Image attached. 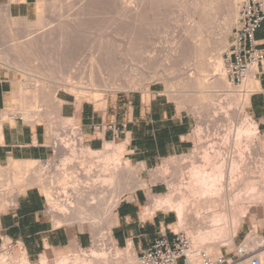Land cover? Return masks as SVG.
Listing matches in <instances>:
<instances>
[{
	"label": "rangeland",
	"instance_id": "1",
	"mask_svg": "<svg viewBox=\"0 0 264 264\" xmlns=\"http://www.w3.org/2000/svg\"><path fill=\"white\" fill-rule=\"evenodd\" d=\"M245 1L46 0L41 1L37 5L36 14L31 20L3 19L0 21V62L11 72V76L17 87V99L8 110L0 113V117L3 120H7L10 114H20L27 123L42 125L50 136L51 145L55 150L54 156L48 161L34 163V169L32 173H29L30 175L4 172L2 174L4 176L0 177V182H2L1 186L9 192H16V196L25 193L30 188L39 189L47 200L46 214L54 222L56 227H68L73 232L86 233L93 240V245L86 250H47L46 253H51L52 264H60L62 259L68 260L69 257L70 261L81 260L86 255H91L92 250L100 252L95 240L97 238L96 234L100 230L101 234L105 233L108 230L107 226L109 228L111 227L112 241L103 251L105 252L107 250L106 253L110 254L111 257L117 254H125L126 256L127 254L134 255L132 264H139L137 255L133 250H129L130 248L121 249L115 245L112 239L114 222L110 226L108 218L101 216L100 220L99 217L98 219L96 218V224L93 230H89L84 226V222L79 221V219L69 223L64 222L63 219L61 221V217L54 216L51 213L54 206L49 203L46 196L45 188L47 185L45 183L31 182L32 179H35L36 174L39 175L44 172L47 174V172L51 171L50 176L55 178L53 179V188L56 189L58 185L60 186L56 180V173L57 171L59 173L65 164L64 156L55 148L56 145L54 146V137L61 134L63 130L66 131L65 133L67 134L65 135L68 137L72 132L74 137L76 136V139H81V143L79 142L80 145L82 144L81 147L87 149V146L83 144L84 141L78 126L72 121L60 117V106L62 103L59 104L52 100V91L56 87V84L63 83L66 79L71 80L70 77H75L79 73V78L84 79L81 81L86 82L90 78H93L94 84L98 83L96 81H98L97 79L100 74H104L100 77L101 79L99 78L100 82L103 77L107 81L111 77L109 81L114 82V78L118 80L117 77L119 76L118 78L121 80L123 86L119 85L121 84L119 80V82L116 81L117 85L120 86L116 91L104 92V95L103 92L98 93L97 91H94L91 95L90 93L81 95L72 93L66 89H61L57 93V97L59 99L60 95H67L76 99L78 103H93L102 109L111 98L122 94L143 92L151 86H155L172 101L176 102L180 109L188 112L193 117L195 126L193 133L195 146L193 150L187 155L166 160L162 166H159L151 172L153 183H165L169 188V194L173 193L174 188H176L174 186H177L180 181H189L188 178L192 165L201 164L205 168V166L208 167V165L211 166L212 164L220 163L221 160L215 158L214 150L209 148L211 143L218 144L217 146L222 148L220 150L222 156L231 153L230 151L232 149L234 154L237 148H239L235 154L237 158V152L245 147L247 138L243 137V143L240 145L241 148H236L234 136L237 133L236 130L240 127H245L244 125L246 123H251L258 127L248 111L250 95L255 91V82L250 88L245 86V82L239 87H234L229 85L226 79L227 71L224 54L230 47L232 32L239 19L240 11ZM234 3L239 4L236 19H233ZM80 18H85V21H82L84 24L79 22ZM86 18H88L87 21ZM75 20H78L79 23L77 24H80L78 28L81 27V29L74 28L76 23L74 24L73 21ZM81 25H85V29ZM80 30L83 31L80 32ZM71 48L73 50L75 49L74 52L70 50ZM69 50L70 53L68 52ZM220 54L224 62L223 69L225 71L221 73L222 75L216 70L218 68L215 66L217 58L219 57L218 55ZM73 68L74 70L76 69L75 71L77 73L74 72ZM97 71H101V73ZM114 71L117 75L119 73V75L116 76ZM96 73L99 74L96 75ZM221 76H224L226 79L227 86L214 85V82L221 78ZM76 78L80 81L78 76ZM63 79L65 80L62 81ZM197 80H200L203 84L205 82V84L202 87H198ZM94 93L96 95L98 93V95L96 96ZM51 127H54L52 129L54 132H52ZM67 129H70V131ZM231 134L233 135L229 138V141L226 143L223 142L224 136H231ZM70 137L75 140L73 136ZM213 141L215 142L213 143ZM118 143L121 142H113L110 144ZM248 144L251 149L250 152L252 153V164H248V166H251L249 168V174H246V179L248 177V179L252 178L250 183L254 185L257 183L256 185L259 189L264 190V132L259 131L253 140L248 141ZM205 150L209 151V153L213 152V155L209 154L211 155L209 162H205ZM125 154L126 152L122 156V163L127 162ZM85 161L84 164L80 162L81 165H79V168H82L85 172L87 169H100L98 160H95L96 163L92 168L90 167V161ZM127 163H129L131 169L134 171L135 176L143 181V186L147 187V181L141 177L137 167L129 161ZM8 167L1 168L2 170H6ZM227 168H223V172L226 174L229 170ZM205 170L209 172L211 167ZM225 178H227V175ZM253 180L255 183H253ZM243 184L244 182L241 185ZM143 186H134L135 188L132 192L143 188ZM236 189H239L238 186ZM132 192L123 194L121 200ZM94 201L96 203L98 202L97 199H94ZM71 205L77 208L73 198ZM225 205L226 208H229L227 201ZM202 207H197L198 211L195 208H191L190 215H187L188 220L184 221L182 223L183 225H177L179 227L175 226V231L183 232L191 238L190 236H193L197 228L201 225L202 218L206 215V220L210 219V216L205 214V212H208V207ZM199 211L204 212L200 213ZM263 228L264 203L262 201V203L254 204L250 212L242 218L241 226L238 230V232L246 229L252 231L251 238L253 240L256 239L254 240L255 245L253 243L248 245V250L255 252L253 256L256 257L259 253L264 252V247H256L264 242V236L260 232ZM189 232L192 234H189ZM209 240L205 241V244L195 246L199 249L204 248L206 250L211 247L210 243L213 241L211 239ZM216 241H221V239L219 238ZM8 243H10L9 240L5 241L3 246L7 247ZM223 244H217L211 247V258H219L222 255L227 256L226 254H230L231 252L237 253L239 250V247L235 245L229 246L228 244ZM193 246L192 244L191 250L194 248ZM20 251L22 252L20 247L17 246L12 252H8L7 256L6 254L5 256H0V264H4L3 259L5 257L10 259V262L13 260L18 262L19 258L16 255ZM126 256L124 257L126 258ZM125 258H121L120 255L118 262L115 260L114 264H118L121 261L124 264H128V259ZM257 258L259 259V256ZM249 260L248 263L250 264L251 259ZM30 264H41V260L37 263L30 262ZM119 264H122V262Z\"/></svg>",
	"mask_w": 264,
	"mask_h": 264
},
{
	"label": "crops",
	"instance_id": "2",
	"mask_svg": "<svg viewBox=\"0 0 264 264\" xmlns=\"http://www.w3.org/2000/svg\"><path fill=\"white\" fill-rule=\"evenodd\" d=\"M41 1L46 0H0V21L31 20ZM257 40L264 49V22L257 32ZM254 80L255 91L250 95L248 111L259 133L264 132V64L254 72ZM16 99L15 81L0 62V113L8 110ZM59 100L60 117L78 126L87 147L99 151L107 143H125V158L147 181V187L126 195L119 203L112 227L115 245L140 255L161 237L173 244L178 233L174 229L177 214L162 210L152 215L146 213L152 198L169 194L165 183H153L151 172L166 160L193 150V117L155 86L111 98L102 109L93 103H78L67 95H60ZM111 127H121V131L115 132ZM54 154L51 138L42 125L0 117V169L16 162H45ZM11 193V197L0 203V247L5 241H12L20 250H25L30 262L37 263L50 249L86 250L93 245L92 237L86 233L54 225L46 214L47 200L39 189L30 188L17 196L16 192ZM260 232L264 236V228ZM251 234L249 229L239 231L234 245H246ZM226 255L233 258L237 253Z\"/></svg>",
	"mask_w": 264,
	"mask_h": 264
},
{
	"label": "bare ground",
	"instance_id": "3",
	"mask_svg": "<svg viewBox=\"0 0 264 264\" xmlns=\"http://www.w3.org/2000/svg\"><path fill=\"white\" fill-rule=\"evenodd\" d=\"M237 2H239V1H237ZM234 4H232V5H234ZM85 9H87V8H85ZM238 9H239V4L236 3L235 8H234V13H233V16H234L233 19L237 18ZM124 12H126V11H124ZM84 14H85V12H84ZM87 19L88 18H86V21H87ZM82 21H85V18L79 19V22H82ZM52 22H54V21H52ZM73 22H74V24L76 23V25H74L75 29H81V27L78 28L80 25V24H77V23H79L78 20H75ZM82 23L84 24V22H82ZM85 25H86V22H85ZM85 25L84 26L81 25V26H83V28H84V27H86ZM81 31H83V30H80V32ZM71 38H72V36H71ZM69 42H70V40H69ZM72 44H73V42H72ZM226 44H227V42H226ZM70 46H71V43H70ZM70 50H73V49L71 48ZM70 50L68 51L69 53H70ZM74 50H73V52H74ZM218 56H217L218 57L217 63L215 66H217L216 68H218V69H216V70H218L221 74L224 71V69H223V67H224L223 63L224 62L221 58V54ZM31 69H32V67H31ZM73 70H74V68H73ZM75 70H74V72H76ZM97 72L101 73V71H97ZM99 73H96V75H98ZM79 75H80V73H79ZM79 75L76 74L75 77H70L71 80L63 79L62 81L65 80L63 83L62 82L57 83L56 87H54V90L52 91V100L56 103H59V104L61 103V101L57 97V93L61 89H63V90L66 89V90L71 91L72 93L81 94V95H83L84 93H86V94L90 93V95H91V94H93L94 91H97L98 93L103 92V95H104V92L114 91V90L116 91V89H119L120 86L122 85L121 80H119V78H118L119 73H118V75L116 73V76H118L117 79L121 83V84L118 83L120 86L117 85L116 81L117 82H119V81L116 80L115 78H114L115 83L110 82L109 81V79H111L110 76H109L110 78H108V81L104 80V77H103L102 81L100 82L99 78L102 77L104 74L103 75L100 74L98 79L95 78L98 80V81H96V82H98L97 84H94L93 78H90L89 81L87 80L88 82L87 81L83 82V81H81L83 78L80 79ZM89 75H91V74L89 73ZM77 76L80 79V81L77 80V78H76ZM75 80H77V81H75ZM125 80H126V77H125ZM215 80H216V78H215ZM58 82H60V81H58ZM254 82H255V80H254V73H253L246 78L245 86L250 88ZM124 83H125V81H124ZM204 84H205V82H204ZM204 84L200 80H197V86L198 87H202ZM216 84L219 86H227L228 85L224 76L223 77L221 76V78L217 79L216 82H214V85H216ZM228 87H231V86H228ZM96 88H99V89H96ZM98 93H97V95H98ZM94 95H96V94L94 93ZM94 95H92V96H94ZM78 96H80V95H78ZM101 97H103V96L101 95ZM244 126L245 127H240L238 130H236L237 133L234 135L235 136V142H236L235 143L236 148L240 147V145H242L241 143H243V141H242L243 137L247 138V143L245 144V147L244 148L240 147L241 149L237 152V156H238L237 158H236L235 154L239 148H237V150L235 151L234 154H233L234 151L232 152V150H233L232 149L230 151L231 153H229L228 155L222 156L221 151H220L222 148L220 146L218 147L217 146L218 144L216 145L214 143L215 141H213L214 144L211 143V146L209 148L214 150L213 152H215L214 153L215 158L221 160L220 163L216 164L215 163L216 161L214 160L215 161L214 165L212 164V162H210L212 165L211 166L208 165V167L205 166V168L203 166H201V164L200 165H198V164L192 165L191 172L189 175L190 179L188 178V180H189L188 182H181L180 181V183L177 186H174L176 188H174L175 190L173 191V193L163 195V196L154 197L151 200L150 207L147 208V210H146L147 213H150V214L154 213L158 210H162V211H166V212H174L177 214V217H178L177 225H181L182 223H184V221L188 220L187 215L189 214L191 208L197 209V207H199V206H201V207L207 206L208 207L207 208L208 212H205V214L210 216L209 217L210 219L206 220L207 216L205 215V217H204L205 219L202 218L203 220L200 222L201 225L199 226V228H197L196 233L193 236H190L191 237L190 239L192 240V244L194 245L193 246L194 248H192V250L189 251L188 257L193 264H202L204 258H206V257L211 258L212 257L211 256L212 255L211 254V252H212L211 247L213 245L225 243L226 245L228 244L229 246H233L235 244V238L238 234V230L241 226L242 218L245 217L250 212V210L254 204L262 203V201L264 203V190H261V188L259 189V187L256 185L257 183L255 185L251 184L250 180L252 178L248 179L249 178L248 177L247 178L248 180L246 179V176L249 174L248 173L249 168L251 166V165L248 166V164H250V163L252 164V153L250 152L251 149H250V146L248 144V141L250 142L251 140H253L256 137V135L258 134V129L256 126H254L251 123H246V125H244ZM53 128L51 127V130ZM63 129H65V128H63ZM67 130L70 131V129H67ZM52 132H54V131L52 130ZM52 132H50V133L52 134ZM63 132H64V134H62ZM65 132L66 131L63 130L61 133L62 135L58 134L54 137V139H55L54 146L56 145L55 148H57V150L64 156V164H65L64 168L61 169V171L59 173L56 170L57 171V173H56L57 179L56 180H57V183L60 184V186L58 185V188H56V189L53 188V186H52L53 185V179H55V178L53 176H50L51 171L47 172V174L44 172L45 174L40 173L39 175L38 174H36V176L34 175L35 179H32L31 182L32 183L33 182L34 183L39 182L41 184L45 183L47 185L45 188L46 189L45 193H46V196L49 200V203L53 204V206H54V208L51 210V213L54 216L61 217V221L63 219L64 222L69 223L73 220L79 219V221L84 222V226H86L89 230H91V229L93 230V228L95 227V224H96V218L98 219V217H99V220H100V217L104 216V218L105 217L108 218L109 225L112 226V223L114 222V218H115V211H116V209H117V207L121 201V197L123 196V194H125L127 192H132V190H134V188H135L134 186L141 187L144 184L143 181L139 180L135 176L134 171L131 169L129 163H127L128 160H127V162L125 161L126 163L121 162L122 156L126 152L125 143H123V142L118 143V144L107 143L103 149H101L99 151H93L89 147H87V149L82 148L81 147L82 144L80 145L81 140L76 139L75 138L76 136L74 137V134H72V132H71L70 136H73V138H75V140L71 139L70 136L68 137L67 135H65V134H67ZM232 135L233 134H231V136H229V135H227L226 137L224 136L223 142L226 143L227 141H229V138L232 137ZM65 136H67V137H65ZM236 148H234V149H236ZM212 153H209V151H206V154H205V152H204V154H205L204 156H205V160H206L205 162H207V161L209 162V159L211 156L209 154H212ZM80 160H82V161H80ZM83 160L84 161L85 160L90 161V165H91L90 167L91 168L93 165H95V163H96L95 160H98V162L100 163V169L92 168L90 170L87 169L88 171L86 170V172H85L82 168H79V165H81V163L84 164ZM202 161H203V159H202ZM34 163H36V162H16V163H13L6 170L0 169V177L4 176V175H2L4 172L17 173V174L24 173V174L30 175L29 173H32V171L34 169V167H33ZM210 167H211V170L209 172H207L205 169H210ZM225 167L229 168L227 174L225 172H223V168H225ZM93 171H95V172L92 173ZM251 172H252V169H251ZM226 175H227V178H225ZM251 175H253V174H251ZM247 181H249V183H247ZM242 182H244L243 185H241ZM237 183H239V185H237ZM253 183H255V181ZM1 185H2V182H0V203L2 200H5V198L12 196V193L11 192L8 193V191L5 190L4 187H2ZM237 186L239 189H236ZM72 198H73L74 203H76L77 208H76V206L71 205ZM94 199H97L98 202L96 203L94 201ZM90 200H91V202H90ZM226 201L228 202L229 208H226V205H225ZM10 205L11 206L14 205L12 201H11ZM197 211H198V209H197ZM205 211H207V210H205ZM199 212L203 213L204 211H202V212L199 211ZM194 214H195V211H194ZM71 216H72V218H71ZM195 219H196V217H195ZM198 221H199V218H198ZM108 222H106V223H108ZM102 223H103V221H102ZM177 227H179V226H177ZM96 228H97V226H96ZM107 228H108V230L105 233L101 234V230H100V232L97 233L98 235L96 234L97 238L95 240H96L97 245H98L97 247L101 253L97 252V250H92L91 255H89L90 257L83 253L86 256L81 260H79V259L76 260V258H75L76 261H70L69 260L70 257H69L68 260L62 259L60 264H114L115 260L118 262L120 255H121V258L124 259L125 258L124 256H126L125 254H117L116 256L111 257L110 254L106 253L107 250L105 252L103 251V250H105V248H107L106 246L110 245V243L112 241L111 240V227L109 228L107 226ZM97 230L99 231V229H97ZM102 232H104V231H102ZM190 233L191 232H189V234ZM219 238L221 239V241H216ZM209 239H211L213 241L210 243L211 247L208 246L209 248H207L206 250H204V248L199 249L197 246H195L198 244H205L204 242L210 241ZM254 240H256V239H254ZM254 240L251 238V236H249L248 240L246 241L248 243L246 245L248 252H253V251L248 250L249 249L248 245H251V243H253V245H255ZM253 245H252V247H253ZM256 247H264V242L261 243L260 245L256 246ZM127 251H125V252L127 253ZM130 252H128V253H130ZM16 256L19 258L18 262L13 260V261H11L12 262L11 263L10 259H8L6 257H5L6 258L5 259L3 257L4 258V259L2 258L3 263L4 264H30V261L28 259V256H27V253L25 252V250L22 252L20 251L19 254H17ZM258 256H259V259L261 261V264H263L264 263V252L259 253ZM133 257H134V255L127 254L125 259H128V264H132ZM80 258H82V257H80ZM249 261L250 260H246L243 264H247ZM121 262H122V264H124L123 261H121ZM121 262H119V263H121ZM41 264H52L51 253H46L45 255L42 256Z\"/></svg>",
	"mask_w": 264,
	"mask_h": 264
},
{
	"label": "built area",
	"instance_id": "4",
	"mask_svg": "<svg viewBox=\"0 0 264 264\" xmlns=\"http://www.w3.org/2000/svg\"><path fill=\"white\" fill-rule=\"evenodd\" d=\"M264 22V1L246 0L242 5L239 19L232 32L230 47L224 54L226 65V79L230 85L239 87L246 78L258 67L264 64V49L257 40V32ZM9 120H24L20 114H10ZM120 132L121 127L113 128ZM81 140V139H80ZM84 144V143H83ZM17 247L14 242L7 247H0V256L12 252ZM192 241L183 232L175 234L174 243L171 244L165 237L156 240L144 253L137 255L139 264H193L188 257ZM255 252H248L246 245L239 247L237 255L233 258L221 256L219 258L206 257L202 264H243L251 259L250 264H261L260 259L253 256ZM7 258V257H6Z\"/></svg>",
	"mask_w": 264,
	"mask_h": 264
}]
</instances>
